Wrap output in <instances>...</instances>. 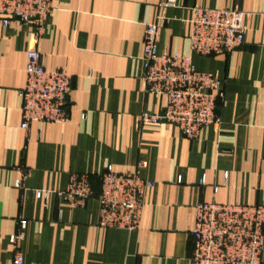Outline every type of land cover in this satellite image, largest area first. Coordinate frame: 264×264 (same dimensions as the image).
<instances>
[{"label":"crops","instance_id":"crops-1","mask_svg":"<svg viewBox=\"0 0 264 264\" xmlns=\"http://www.w3.org/2000/svg\"><path fill=\"white\" fill-rule=\"evenodd\" d=\"M161 1L54 0L38 49L46 69L73 76L68 118L27 130L19 90L34 25L0 20V264H13L19 216L28 221L24 264H201L191 258L199 202L264 205V0H176L164 10L158 51L192 54L199 70L224 81L222 123L196 139L174 123L139 118L166 105L143 80L145 24L158 21ZM194 6L243 10L245 43L230 54H193ZM110 165L153 182L133 231L101 227L96 197L76 207L57 195L73 172L90 175L99 190ZM22 167L30 173L18 189ZM36 189L51 191L49 199Z\"/></svg>","mask_w":264,"mask_h":264},{"label":"built area","instance_id":"built-area-1","mask_svg":"<svg viewBox=\"0 0 264 264\" xmlns=\"http://www.w3.org/2000/svg\"><path fill=\"white\" fill-rule=\"evenodd\" d=\"M176 0H162L158 21L146 23L144 30V86L147 93L163 96L164 111L142 113V122L176 124L188 139H196L209 125H219V101L225 96L224 81L216 74L199 70L192 54L158 51L161 26L168 21L164 10L175 7ZM54 0H0L2 25L31 23L34 25L32 45L27 52L26 83L19 90L22 99L21 128L31 123H63L73 90V76L64 70L46 69L38 49L42 27L54 11ZM246 14L234 7L192 8L190 49L193 54L210 56L230 54L245 43ZM30 169L22 167L15 187L25 188ZM97 190L90 175L73 172L67 188L57 192L76 207H84L96 197L100 204L99 225L133 231L140 226L144 193L152 181L139 171L120 173L110 165L100 176ZM205 182L201 180V185ZM215 191L217 188L215 187ZM51 191L36 189L37 198L49 199ZM17 230L11 235L13 264H24L21 243L28 221L16 218ZM192 260L201 264H262L264 251V205L223 204L201 201L196 206V222L191 231ZM34 264V263H32Z\"/></svg>","mask_w":264,"mask_h":264}]
</instances>
